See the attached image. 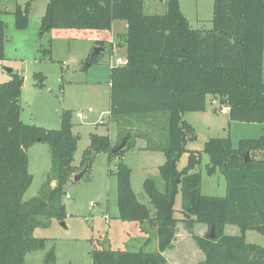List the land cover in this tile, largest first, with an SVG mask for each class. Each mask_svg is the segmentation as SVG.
<instances>
[{"label": "trees", "instance_id": "trees-1", "mask_svg": "<svg viewBox=\"0 0 264 264\" xmlns=\"http://www.w3.org/2000/svg\"><path fill=\"white\" fill-rule=\"evenodd\" d=\"M29 7L30 2L23 7L16 4L12 12L16 29L27 27ZM6 12L0 10V60L6 38L1 14ZM114 20L127 24L126 63L111 66L109 73V118L118 123L119 140L112 144L109 135L90 134L79 167L87 171L97 153H106L109 164L122 157L135 147L131 130L135 122L152 127L164 115L168 140L162 149L165 160L158 166L164 187L157 188L149 178L143 181L152 211L135 195L130 167L123 161L115 165L117 218L147 221L155 229L157 249H94L91 264H168L163 253L173 248L179 221L204 255L198 264H264V247L246 242L244 236L249 229L264 234V134L239 139L236 147L229 136L204 143L202 153L209 158L206 174L223 176V197L201 193V175L196 171L200 151L190 150L186 165L177 167L187 141L196 137L183 115L204 111L208 95L227 107L230 121L264 124V0H213L210 29L191 27L179 0H166L163 14H144L143 0H47L39 31L52 33L51 38L82 34L104 47ZM41 51L43 58H50L49 48ZM95 59L89 56L86 62L90 66ZM10 75L0 83V264H34L26 262V254L45 246V238L33 236L34 229L66 218L62 196L78 170L72 162L79 137L72 132L68 110L61 113L59 129L23 122L24 78L18 72ZM32 79L43 84L40 73ZM124 140L122 149L112 153ZM35 143L48 145L51 165L38 194L24 201L32 182L27 150ZM178 193L182 218L174 216ZM197 223L207 226L202 236L194 233ZM226 225L236 226L239 233L226 234ZM55 261L51 247L41 264Z\"/></svg>", "mask_w": 264, "mask_h": 264}, {"label": "rangeland", "instance_id": "rangeland-1", "mask_svg": "<svg viewBox=\"0 0 264 264\" xmlns=\"http://www.w3.org/2000/svg\"><path fill=\"white\" fill-rule=\"evenodd\" d=\"M27 2H30L28 24L25 29L18 30L14 26L12 12L16 4L23 7ZM46 4L47 0H0V10L7 11L1 14L6 23V38L4 57L0 60V83L11 78L8 68L29 81L23 84L25 86L20 96V117L27 124L59 129L61 113L64 110L71 111L72 132L79 137L72 162L78 166V170L73 174H79L84 169L80 170L79 165L83 151L89 146L90 134L109 135L112 144L119 140L118 123L109 118V73L110 67L116 65L117 57L125 58L122 49L112 52V46H123L124 36L119 35L116 41L110 40L104 47L101 46L102 49L94 56L95 62L83 68L95 45L82 34L72 38H67L64 33L53 38L49 32L40 35L39 27ZM179 5L191 27L212 28L213 0H179ZM143 11L146 14H163L166 11V0H144ZM43 48L51 50L49 59L43 58ZM35 73L43 75L42 85L33 84ZM77 112L81 113L80 117L76 116ZM183 119L194 128L196 137L187 141L186 151L177 163L178 169L186 165L190 150L200 151L201 163L196 171L201 175V193L225 196L223 176L219 172L206 174L205 165L209 158L202 153L204 143L210 138L229 136L232 146L236 147L239 139L257 138L264 134V124L230 121L226 106L212 95L206 97L204 111L186 112ZM159 124L149 127L135 122L131 128L134 148L124 151L122 157H117L110 164L106 153H97L91 166L78 180H74L72 174L62 196L66 211L63 220L65 226L51 219L47 227L35 228L33 236L45 238V246L42 250L27 253L26 262L41 264L45 252L54 247L56 264H91V252L94 249H138L141 242L139 235L145 234L139 228L146 229V236L154 238L155 234L150 233V230L155 229L147 221L138 225L117 218L115 165L123 161L130 167L131 186L135 195L153 211L142 186L143 181L149 178L155 181L157 188L164 187L158 166L165 160L162 149L168 140L166 116L161 115ZM27 154L32 182L23 195L24 201L38 194L51 165L46 143L34 144L28 148ZM180 209L181 196L178 193L174 203L175 217H183ZM178 223L179 237L175 249L168 253L170 264H198L199 249L190 235L181 233L185 230L183 221ZM227 233L238 234L239 230L229 225ZM244 236L246 242L264 247V234L249 229ZM147 246L149 250L152 244Z\"/></svg>", "mask_w": 264, "mask_h": 264}, {"label": "crops", "instance_id": "crops-1", "mask_svg": "<svg viewBox=\"0 0 264 264\" xmlns=\"http://www.w3.org/2000/svg\"><path fill=\"white\" fill-rule=\"evenodd\" d=\"M143 8H144V0H143ZM143 13H144V11H143ZM144 14H146V13H144ZM155 14V13H154ZM126 30H127V24H126V21H123V20H114L113 22H112V26H111V31H110V35H109V40H111L110 42H114V41H116L117 40V38H119V35H125V33H126ZM122 49V50H121ZM114 50H121L122 52H123V56H125V53H126V50H125V47L124 46H119V47H114V46H112V52L114 51ZM120 58V57H119ZM123 59V58H122ZM23 86H25V85H23ZM23 86H22V88H23ZM110 87V86H109ZM227 108V107H226ZM97 124V123H96ZM109 138H110V136H109ZM110 141H112L113 142V140H112V138H110ZM36 144V143H35ZM33 146V145H32ZM31 146V147H32ZM30 148V147H29ZM217 173V172H216ZM47 174V173H46ZM46 174H45V177H46ZM136 223V222H135ZM136 224H138L139 225V223H136ZM178 224L179 223H177V225H176V238H175V240H174V243H173V248L172 249H169V250H166L163 254H164V256L166 257V259H167V261H168V264H170V261H169V259H168V253L169 252H171V251H173L174 249H175V246H176V243H177V238L179 237V235H178ZM229 225H226L225 226V233L226 234H228L227 233V227H228ZM139 227V226H138ZM197 227L199 228V231L197 232ZM140 229V231L142 232V233H145L144 235H142V234H140L139 235V240L141 241L140 242V244H139V248L138 249H140V248H144L145 247V249L147 250V245L149 244V243H151L152 244V246H151V249H149V250H156L157 249V239H156V236L154 235V238H149L148 236H146L147 235V231H146V229L145 230H141V228H139ZM185 229V228H184ZM206 229H207V227H206V225L205 224H201V223H197V224H195L194 225V233L195 234H197V235H199V236H202V235H204L205 234V232H206ZM152 232H154V234H155V230H150V233H152ZM182 232H186V235H189V233L187 232V230L185 229L184 231H181V233ZM131 248H133L134 246H130ZM177 249V248H176ZM137 250V249H136ZM129 251H134V249H129ZM199 251V262L200 261H202L203 260V258H204V255H203V253L200 251V250H198ZM177 261V260H176ZM35 264H37V263H35Z\"/></svg>", "mask_w": 264, "mask_h": 264}, {"label": "water", "instance_id": "water-1", "mask_svg": "<svg viewBox=\"0 0 264 264\" xmlns=\"http://www.w3.org/2000/svg\"><path fill=\"white\" fill-rule=\"evenodd\" d=\"M101 49H102L101 46L95 45L94 51L91 53L90 57L96 56V54L98 53V50H101ZM87 66H89V63H86L85 64V67H87ZM7 72L8 73H11L12 72V69L8 68L7 69ZM27 83H29V81L28 80H24V84H27ZM35 83H36V81L33 82V84H35ZM124 142H125V140L121 144H119L117 147L112 148L111 149V152L112 153H116L117 151H119L120 149H122V147L124 146ZM246 157H247V154H246ZM85 171H86V167L79 174H77V173L74 174V180H78L85 173ZM54 185H55V182L54 181L51 182V186H54ZM60 224L62 226H65L64 221H60ZM208 237H210V238H213L214 237V227L213 226L210 229V232L208 234Z\"/></svg>", "mask_w": 264, "mask_h": 264}, {"label": "built area", "instance_id": "built-area-1", "mask_svg": "<svg viewBox=\"0 0 264 264\" xmlns=\"http://www.w3.org/2000/svg\"><path fill=\"white\" fill-rule=\"evenodd\" d=\"M115 61H116V65H123V64L126 63V58L122 59V58L117 57V58L115 59ZM76 116H77V117H80V116H81V113H80V112H77V113H76Z\"/></svg>", "mask_w": 264, "mask_h": 264}]
</instances>
